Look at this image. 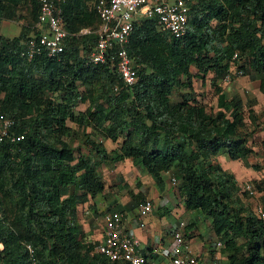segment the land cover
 Listing matches in <instances>:
<instances>
[{
  "label": "trees",
  "instance_id": "trees-1",
  "mask_svg": "<svg viewBox=\"0 0 264 264\" xmlns=\"http://www.w3.org/2000/svg\"><path fill=\"white\" fill-rule=\"evenodd\" d=\"M27 3L22 16L16 9ZM187 7V28L179 38L159 33L151 18L133 23L124 48L137 80L128 87L114 68L88 61L98 19L85 0L62 5L71 34L62 53L31 61L21 49L36 21L37 0H0V20L22 22L17 36L0 35V116L23 135L0 145L1 264H121L92 251L95 244L84 240L76 207L104 189L96 165L125 158L157 186L164 174L175 179L184 208L207 218L222 242L225 264H264L262 225L241 200L244 186L212 161L223 151L250 166L247 141L259 120L250 103L227 99L216 85L231 68L234 75L259 80L262 90L264 0H189ZM82 28L90 32L79 34ZM206 75L215 90V115L192 88L193 78ZM83 103L84 110L74 112ZM76 138L86 154L75 156L70 141ZM99 138L122 141L107 153ZM260 144L264 152V134ZM262 179L248 183L264 203ZM123 188L131 208L140 195ZM4 198L13 207L10 220L1 208Z\"/></svg>",
  "mask_w": 264,
  "mask_h": 264
},
{
  "label": "built area",
  "instance_id": "built-area-1",
  "mask_svg": "<svg viewBox=\"0 0 264 264\" xmlns=\"http://www.w3.org/2000/svg\"><path fill=\"white\" fill-rule=\"evenodd\" d=\"M67 0H37L38 11L33 32L22 42L21 55L31 61L36 56L46 58L58 57L64 49L65 40L71 36L66 28L62 15V5ZM189 0H85L86 6L97 16L98 23L94 33L97 38L93 49L88 54L92 64L106 65L114 68L121 85L131 86L136 83L137 74L126 54L124 44L131 33L133 23L139 19H153L159 33L179 38L187 28ZM90 32L86 28L79 34ZM239 74H235L238 78ZM228 70L224 80L234 81ZM116 90V87L114 88ZM23 139L22 134L12 131V120L0 116V145L3 142L16 143ZM170 183L175 185L173 177ZM243 190L249 196H257L251 184L245 183ZM152 210V202L144 198L136 207L139 217L147 216ZM256 215L263 225L264 210L258 204ZM104 225L102 240L94 245L93 252L103 256L108 262L121 264H142L143 257L139 252V241L131 234L122 231L123 213H105L102 216ZM183 223L179 222L173 234L171 258L167 264H218L216 260L207 263L201 261L184 243L181 234ZM264 237V236H263ZM220 243H216L219 247ZM1 249V245H0ZM30 252L29 248L27 247ZM1 264V263H0Z\"/></svg>",
  "mask_w": 264,
  "mask_h": 264
},
{
  "label": "crops",
  "instance_id": "crops-1",
  "mask_svg": "<svg viewBox=\"0 0 264 264\" xmlns=\"http://www.w3.org/2000/svg\"><path fill=\"white\" fill-rule=\"evenodd\" d=\"M16 23L17 28L15 26ZM21 24L22 22L20 21H8L5 19L0 20V35L6 37L3 34H7V32H13L14 35L12 37L17 36L21 30ZM14 28H16L17 30H13ZM245 87H247L249 91V93L246 91L245 93L247 94L249 100L248 102L251 105V110L257 116L258 120L260 119V117L264 119L263 111L260 110L259 113L256 112L257 107L261 104H264V81L261 85L262 90H260L259 80H250L247 76H242L240 77V80H238L237 85L234 88L241 89L242 91V89H245ZM227 89L230 90L229 88ZM233 95L240 98L242 102H245V98L243 97V95H240L237 90H234ZM245 122H248V120H245ZM262 133L264 134L263 131ZM105 141L110 140H104V142ZM115 148L116 146L110 148V150H106L105 148L104 149L107 153H109ZM212 157V161L216 162L222 170L232 173L236 180H240L236 181L237 184L241 181L245 182V180L251 181L260 179L257 176V172L253 171L254 169L251 168V170L247 167H244L240 160H231L228 157L227 153L223 151L218 152ZM123 161H129L132 165V162L129 158H125L119 163H122ZM132 167H134L135 169L137 168L136 185H138V188L133 189L129 185V183L127 187L132 191L133 194L138 193L140 195V198L135 203H133L134 201H132L131 208L128 207L130 198L127 193H123L119 196L117 195V193L112 192V188L106 190L105 185L102 193L99 194H102L103 198L99 203L94 202L97 196L96 195L93 199L88 198L85 203L80 204L76 207V221L81 226L84 240L88 243L98 244L103 238L104 225L102 216L106 212L109 211L110 213H112L111 211L114 210L113 212L123 213V222L121 226L122 231L126 232L127 234L134 235L138 239L139 252L143 257L142 264L168 263L169 259L171 258V251L173 246L172 234L174 233L173 231L175 230L179 220H183L187 222V224H192L191 228L189 229V232H191V234L186 239V244L188 246V249L193 254L199 255L204 259H211L214 257L219 259L218 261L224 260L225 255L224 253H222V251L216 250L214 248V244L213 246L210 245L211 247L208 246L209 243L206 241V239L211 236L212 232L210 234V230L208 229L209 232L205 234L206 231L204 230V228L200 229L199 227V220L204 219L203 215H198V212H195L196 216L194 218L188 215V211L184 208L180 194L175 186L177 182L175 183V185H172L170 183L168 175L164 174L162 183L157 186L150 175L142 171L137 166L132 165ZM113 185L114 188L117 189V183L114 182ZM117 190L119 191V189ZM120 192L123 191L120 190L119 193ZM259 194L260 193H258V195ZM255 197L256 196H254V198ZM144 198L151 200L152 210L147 216L139 217L136 212V207ZM81 207H83L84 209L87 208V210L84 211L87 215L85 220H79L80 215L78 213V209H80ZM95 212L98 213V215L95 214ZM88 220L90 225L88 223ZM206 220L207 221L205 222V228H208L209 220L207 218ZM202 225H204V223ZM91 226H93V229L91 228ZM262 255L264 256V249L262 250Z\"/></svg>",
  "mask_w": 264,
  "mask_h": 264
},
{
  "label": "rangeland",
  "instance_id": "rangeland-1",
  "mask_svg": "<svg viewBox=\"0 0 264 264\" xmlns=\"http://www.w3.org/2000/svg\"><path fill=\"white\" fill-rule=\"evenodd\" d=\"M23 7V8H22ZM22 7H19L17 10V12H19L20 10V14L22 15L23 13H25V10L28 11L29 9V4L27 3L26 5L22 6ZM23 9V11H22ZM16 12V14H18ZM23 16V15H22ZM16 28H17V23H16ZM20 26V25H19ZM16 28H14L13 30H17ZM9 31V30H8ZM33 32V29H30V31L28 33H31ZM6 36V38H11L14 33L13 32H7V34H3ZM192 73H195V70L192 69ZM209 77L210 75H206L203 79L199 80L198 78H193L192 79V88L195 92V99L202 105L204 106L205 110L207 113H210L211 115H215L217 112H219V109L217 108V105H216V96H215V90H214V87H211L209 85ZM238 80H240V78H238L237 80H235L233 83H231L230 85H227L226 83L224 82H218L216 86H218L220 84V89L222 90L223 93L226 94V98L227 99H230L231 97H233L234 95V90H237L238 93H240V95H243V97L245 98V106L248 105V97H247V94L245 93L248 92V89L247 87H245V89H235L234 87L237 85V82ZM227 86H230V90L227 89ZM241 87H244V86H241ZM239 87V88H241ZM82 86H79V90H82ZM175 95H176V92H175ZM263 105L264 104H261L257 107L256 109V112L259 113V111H263L264 112V109H263ZM86 107V104H77L75 107H74V112H77V111H82L84 110V108ZM245 115H246V111H244ZM226 114V113H225ZM262 117H260L259 121H258V126L257 128H255V131H254V134L249 136L248 137V141H247V145L249 146V148H251L252 150V154L248 157L247 159V163L250 165V166H256V168H253L254 169L253 171H256L257 172V176L260 178V179H264V152L262 150V145L260 144L261 143V139H262V136H263V133L262 131L260 130V128L262 127ZM245 120H247L245 118ZM70 126L73 127V125L71 123H68ZM247 131H249L248 127L246 129ZM78 134H80V130H76ZM85 132V131H84ZM88 132V130L86 131ZM85 132V133H86ZM239 132H242V126L241 128L239 129ZM245 132V130L243 131ZM96 141H100L102 146H104V148L106 150H110V148L112 147H115L117 144L119 145L122 141L121 138H118L117 140V143H113L111 141H105L104 142V139H97ZM71 146L73 148H75V156L77 155H82V154H86V149L85 147L80 144V142L78 143V139H72L71 141ZM117 148V147H116ZM78 151V152H76ZM112 156V154H111ZM248 166L247 168L251 169V167ZM96 169H97V172L99 173V176L101 177L102 181L104 182V185L106 186V190L107 189H111L112 188V192L114 193H117V195H122L123 193H126V189L123 188V184L124 183L126 186L129 185L133 188V189H137L138 188V185H136V179H137V175H136V172H137V168L135 169L134 167H132L131 163L129 161H123L122 163H117L116 165L115 164H112V163H109V164H97L96 165ZM251 169V170H252ZM230 173V172H228ZM259 173V174H258ZM232 176L233 174L230 173ZM233 179L235 181H240V180H236L233 176ZM262 179V180H263ZM114 182L117 183V189H119V191H123V192H120L114 188ZM246 182H250V181H247L245 180V182L241 181L238 183V185L241 187L242 185L244 186V184ZM237 183V182H236ZM123 188V189H122ZM175 189V188H174ZM104 190V191H106ZM176 190V189H175ZM109 192V191H108ZM112 193V194H114ZM258 193V192H257ZM105 194V193H104ZM245 194V195H243ZM247 193H240V195L242 196V199L244 204H246V206L251 210V211H254L255 209V203L256 201H260L261 204L264 206V203L261 199V197L257 195L256 198H254L253 196H249L248 194L246 195ZM122 198V197H121ZM103 199L102 198V194L101 195H97L94 202H97L99 203L100 200ZM2 200V206L1 208H3V210L5 211V214H7V217H8V220L11 219L12 215H13V207L11 205V202L7 199V198H4V199H1ZM85 210L83 207H81L80 209H78V213L80 215V218L79 220H85L86 219V214H85ZM97 210V209H96ZM188 211V215H190L192 218H194L196 215L195 212H198V215L200 214L198 210L194 209V210H187ZM95 214L98 215V213L95 212ZM96 216V215H95ZM206 218H204L203 220H199L200 222V229L204 228V230L206 231L205 234H207L210 230L209 228V225H208V228L205 224L206 222ZM88 223H89V220H88ZM204 223V225H202ZM90 225V223H89ZM192 226V225H191ZM91 228L93 229V226H91ZM209 229V230H208ZM210 234H211V230H210ZM210 238L206 239V241L209 243V245L213 244L214 242L218 241L219 239L217 237H215L214 235L211 234V236H209ZM238 242H240V240H238ZM222 243V242H221ZM223 248L220 249V251H222L223 253ZM226 260H222V261H219L220 264H225Z\"/></svg>",
  "mask_w": 264,
  "mask_h": 264
},
{
  "label": "clouds",
  "instance_id": "clouds-1",
  "mask_svg": "<svg viewBox=\"0 0 264 264\" xmlns=\"http://www.w3.org/2000/svg\"><path fill=\"white\" fill-rule=\"evenodd\" d=\"M142 19V18H141ZM140 20V19H139ZM32 33V32H31ZM31 33H29L28 35H30ZM27 35V36H28ZM27 61V60H26ZM229 71H231V68L229 69ZM231 75H232V77L231 78H235V75H234V72H232L231 71ZM241 76H238V78H240ZM224 78H225V76H224ZM224 78H223V82L224 83H226L227 85H230L231 83H233L235 80H237L238 78H235V80L234 81H229V82H226L225 80H224ZM227 88H230V86H227ZM246 183H248V182H246ZM248 184H250V183H248ZM257 193V192H256ZM259 193V192H258ZM258 193H257V195H258ZM261 197V193L258 195V197ZM257 197V196H256ZM255 197V198H256ZM258 204H260V206L263 208V210H264V206L261 204V202L258 200V201H256V203H255V209H254V212H255V215H256V206L258 205ZM200 213V212H199ZM201 214V213H200ZM202 215V214H201ZM204 217V216H203ZM256 217H257V215H256ZM205 218V217H204ZM258 219V218H257ZM179 222H182L183 223V225H182V228H181V234H182V237H183V235H184V233H185V237H183V241H184V243L186 244V239L188 238V236H190V234H191V232H189V229L191 228V226L190 227H188V229L187 230H185L184 231V225H187V222H185V221H183V220H179L178 221V223H177V226H176V229H177V227H178V224H179ZM260 222V221H259ZM261 224V223H260ZM262 225V224H261ZM175 229V230H176ZM262 229H263V225H262ZM175 230L173 231V232H175ZM174 234V233H173ZM173 234H172V238H173ZM264 236V235H263ZM263 239H264V237H263ZM217 242H219L220 243V245H219V247H216V243ZM173 243H174V241H173ZM214 244V248L216 249V250H218V251H220V249L223 247V244L218 240V241H216V242H214L213 243ZM187 245V244H186ZM196 255V254H195ZM201 261H203V262H205V263H207V262H209V261H213V260H216V262L218 263V264H220L219 263V259H217V258H211V259H204V258H202V257H200L199 255H196Z\"/></svg>",
  "mask_w": 264,
  "mask_h": 264
}]
</instances>
